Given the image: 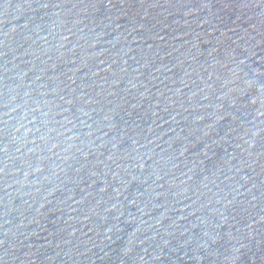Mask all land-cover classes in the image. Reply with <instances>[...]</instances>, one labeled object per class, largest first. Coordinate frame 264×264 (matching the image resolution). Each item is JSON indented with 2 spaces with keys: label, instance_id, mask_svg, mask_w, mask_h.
<instances>
[{
  "label": "water",
  "instance_id": "1",
  "mask_svg": "<svg viewBox=\"0 0 264 264\" xmlns=\"http://www.w3.org/2000/svg\"><path fill=\"white\" fill-rule=\"evenodd\" d=\"M0 264H264V0H0Z\"/></svg>",
  "mask_w": 264,
  "mask_h": 264
}]
</instances>
